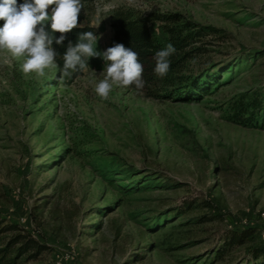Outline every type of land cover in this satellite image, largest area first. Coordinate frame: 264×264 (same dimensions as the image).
<instances>
[{
  "label": "rangeland",
  "instance_id": "rangeland-1",
  "mask_svg": "<svg viewBox=\"0 0 264 264\" xmlns=\"http://www.w3.org/2000/svg\"><path fill=\"white\" fill-rule=\"evenodd\" d=\"M119 9L220 31L186 65L201 92L103 100L102 57L78 78L0 62V220L47 247L21 264H262L249 250L264 241V0H97L83 25L100 52ZM244 227L255 241L226 249Z\"/></svg>",
  "mask_w": 264,
  "mask_h": 264
},
{
  "label": "trees",
  "instance_id": "trees-1",
  "mask_svg": "<svg viewBox=\"0 0 264 264\" xmlns=\"http://www.w3.org/2000/svg\"><path fill=\"white\" fill-rule=\"evenodd\" d=\"M97 0H81L83 9L79 16V25L67 34V39L63 45L53 44L57 50L56 64L57 70L63 73V55L69 42H78V37L84 32H93L95 29L89 24L83 25L87 20L85 7ZM24 3V0H17V4ZM51 10V6H50ZM158 21L161 26L159 37L153 33L152 23ZM4 21L0 20V26ZM114 35L107 48L116 43H122L125 47L131 48L138 53L139 61L143 65L144 87L141 89L148 97L154 99H171L180 96L181 100H191L199 94L200 81L198 78L186 74L187 63L196 55L203 51L198 43L203 42L209 35L220 32L214 28L201 27L190 22H182L181 17L176 14H149L142 15L134 13L132 10L119 9L113 15ZM46 31L51 33L50 23L46 26ZM59 37V33L53 34ZM171 43L176 52L170 57V69L163 78L155 74V54ZM205 44V43H202ZM84 74V71L77 70L72 73L74 78ZM261 106L259 99L254 102L252 108L259 109ZM246 108L244 109V111ZM216 218V217H215ZM257 229L251 227L237 228L227 231L225 234V248L234 246H244L255 241ZM225 249V250H226ZM47 250L32 233L22 229L16 224L6 223L0 220V264H21L23 261L37 259ZM250 263L261 262L264 264V241L254 245L249 250ZM219 257L225 255V251L219 252Z\"/></svg>",
  "mask_w": 264,
  "mask_h": 264
},
{
  "label": "clouds",
  "instance_id": "clouds-1",
  "mask_svg": "<svg viewBox=\"0 0 264 264\" xmlns=\"http://www.w3.org/2000/svg\"><path fill=\"white\" fill-rule=\"evenodd\" d=\"M51 10L49 13V8ZM105 5L103 11H109ZM83 4L81 0H0V62L9 64L14 59H22L21 71L44 77L46 69L57 67V50L53 44L63 45L67 34L79 25V16ZM98 11L100 9L98 8ZM50 23L51 33L46 31ZM100 23L95 25L99 27ZM59 33V37L53 34ZM99 37L93 32L81 33L78 42H69L63 55V74L71 75L77 70H87L88 60L102 57L106 66L100 73L104 78L95 84V93L103 100H108L113 87H144L143 65L138 53L122 43L100 52L94 45ZM175 47L169 43L155 54L154 72L163 78L170 69V57L175 54ZM71 107V106H70Z\"/></svg>",
  "mask_w": 264,
  "mask_h": 264
}]
</instances>
